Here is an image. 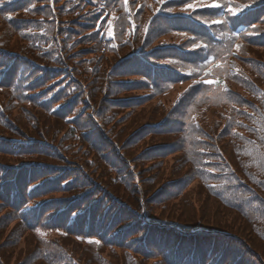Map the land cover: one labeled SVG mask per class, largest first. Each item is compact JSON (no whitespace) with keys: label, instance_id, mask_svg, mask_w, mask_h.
Returning <instances> with one entry per match:
<instances>
[{"label":"trees","instance_id":"16d2710c","mask_svg":"<svg viewBox=\"0 0 264 264\" xmlns=\"http://www.w3.org/2000/svg\"><path fill=\"white\" fill-rule=\"evenodd\" d=\"M263 5L0 0V34L13 35L29 51L17 53L36 64L0 54V135L21 131L25 140L16 139L27 142L0 147V264L17 243L25 255L14 252L16 264H82L85 250L83 264H264V59L253 51H264ZM139 55L151 64L138 68ZM157 70L179 85V97L146 93ZM20 72L34 74L10 79ZM55 87L54 97L65 93L72 106L64 133L18 131L17 118L34 124L42 113L29 105L48 111L33 98ZM48 116L61 121L53 110ZM175 139L170 153L155 156L158 143ZM70 161L83 177L63 188L70 175L53 182L51 167ZM28 203H43L35 218ZM190 206L198 213L188 215ZM212 206L222 218L240 213L247 227L227 230ZM164 209L188 217L165 221Z\"/></svg>","mask_w":264,"mask_h":264},{"label":"rangeland","instance_id":"374dc122","mask_svg":"<svg viewBox=\"0 0 264 264\" xmlns=\"http://www.w3.org/2000/svg\"><path fill=\"white\" fill-rule=\"evenodd\" d=\"M12 37H13V35H8V36H6V35H4V34H0V42H4L5 43V47L6 48H8L9 50H11V51H13V52H23L24 54H26L27 52H29L27 49H20V48H17L16 47V40H14V39H12ZM19 44H21V42L19 41ZM257 48H259V47H257ZM253 51L255 52V53H257V55H259L258 57L259 58H261L262 57V55H263V53H264V51H263V49H256V48H254L253 49ZM30 56H33V58H34V56L35 55H30ZM34 101V100H33ZM58 104V103H57ZM29 110H39V111H41L42 113H40L39 115H38V118L36 119L37 121V123H34V124H31L29 121H27V120H25V122H27L29 125H26L25 124V122L22 120V119H20V118H17L16 119V122H17V124L18 125H20V127L21 128H23L25 131H26V134L27 133H29L32 137H34V138H36V139H40V137H42V136H46V134H47V137H49V135L51 134V132H49V130L47 129L49 126H53L54 127V129L56 130V128L57 127H61V134H63L64 133V131H65V122H64V118H61V117H57L58 119H61V121H57V120H55V119H53V118H51V117H49L48 116V112L49 111H44V110H41V109H38L37 108V106L35 105V104H32V105H29ZM16 111V109H13V113ZM33 120H35V118L34 117H31ZM54 124V125H53ZM18 130V129H17ZM19 131V130H18ZM48 131V132H47ZM20 133H21V131H19ZM20 133H18L15 137L17 138V139H22V140H25V138H23L22 136H21V134ZM52 140L54 141V142H56V143H58V141L57 140H55L53 137H52ZM60 147H61V149L63 150L64 149V147H63V145L62 144H60L59 145ZM131 156L132 157H135V154H131ZM32 158H30L29 160H27L28 162H39V160L37 159V160H31ZM25 160L24 159H22L21 160V162H24ZM150 162H151V160H150ZM88 168H90L91 167V165L89 164V166H87ZM68 180V179H67ZM103 181L105 182V179H103ZM157 187V185H153L152 186V188L150 189V193L155 189ZM47 190H50L49 188L47 189ZM37 191V190H36ZM35 191V192H36ZM60 192H57V191H55V195H53V196H51V197H62L60 194H59ZM73 194V192H70V196ZM46 195H50V194H46ZM46 197V196H45ZM45 197H43V198H41V199H44ZM195 197V196H194ZM199 197L198 196H196V199H198ZM159 199H163V197H161V198H159ZM190 199L192 200V199H194L193 198V193H191V197H190ZM189 199V200H190ZM194 200V201H197V200ZM138 203V200H137V202H136V204ZM159 204H160V201L159 202H154V205H157V207H159ZM153 205V204H152ZM154 209V208H153ZM214 209H216V210H214ZM212 210H214V211H212ZM220 210H222V209H220V208H215V206H212V209H211V211H212V216L215 218V219H218V220H220V219H225V221H226V224H227V230H229V231H231V232H233V233H237L238 234V231L242 228V229H245L246 227H247V220H245L242 216H241V214L240 213H238V212H235V211H231V210H227V211H229V215L227 216V214H225L227 217H225V218H222L221 217V213H220ZM149 211H152V210H149ZM211 211L210 212H208L209 214H211ZM198 213V210L196 209V207H194V206H190L189 207V210H188V215H192L193 213ZM221 212H223V211H221ZM224 213V212H223ZM154 213L153 212H151V215H153ZM185 215V216H183L182 218L183 219H187V213H180V214H178V213H172L170 210H168V209H164L163 211H162V213H161V218L163 219V220H165V221H170L171 220V222H178L177 221V217H179L180 215ZM235 218H237V219H235ZM160 219V218H159ZM162 219H160V220H162ZM179 223V222H178ZM181 224V223H180ZM251 232L250 233H248V235H254V233H253V228L251 227ZM247 233V232H246ZM240 235V234H239ZM138 239H134V241L132 242V246H138L139 245V243H138ZM78 250H80L78 247H76ZM14 252L15 253H20V256H23V255H25V253H24V250H23V245H21V244H19V243H17V245L15 244V245H13V246H11L10 248H7V249H5V258H6V260H7V262H8V264H16L15 262H14V260H15V256L13 255L14 254ZM74 253H75V251H74ZM87 256H88V251H86L85 250V252H82V251H80V257H79V260H80V262L83 264L84 262H85V260L87 259ZM4 258V257H3ZM44 258H49V257H46V256H43V259ZM112 258H113V260L114 261H117V260H119V258L117 257V255L116 254H114V255H112ZM156 259H157V261H159V260H161L163 263H164V259H163V257H155ZM141 259V258H140ZM93 261H95V260H93ZM93 261H91V264H93ZM96 262V261H95ZM159 263V262H158ZM95 264H101V263H95ZM161 264V263H160Z\"/></svg>","mask_w":264,"mask_h":264},{"label":"snow or ice","instance_id":"6c2138e0","mask_svg":"<svg viewBox=\"0 0 264 264\" xmlns=\"http://www.w3.org/2000/svg\"><path fill=\"white\" fill-rule=\"evenodd\" d=\"M125 3H127V0H125ZM214 6H219V5H214ZM91 243V242H90ZM96 243H99V241H96Z\"/></svg>","mask_w":264,"mask_h":264}]
</instances>
